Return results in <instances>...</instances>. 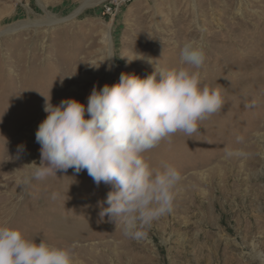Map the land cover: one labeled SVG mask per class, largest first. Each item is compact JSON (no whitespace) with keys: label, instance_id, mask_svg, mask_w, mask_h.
<instances>
[{"label":"rangeland","instance_id":"374dc122","mask_svg":"<svg viewBox=\"0 0 264 264\" xmlns=\"http://www.w3.org/2000/svg\"><path fill=\"white\" fill-rule=\"evenodd\" d=\"M87 1L0 0V225L69 246L72 264H225L223 255L263 264L253 244L264 258V0ZM16 23L25 24L7 30ZM188 39L203 41L194 71L224 106L191 136L177 132L144 153L152 167L181 174L171 212L145 235L132 239L100 220L98 201L112 186H97L86 170L23 183L41 162L43 95L86 106L94 85L150 74L148 57L178 66ZM216 242L219 259H210Z\"/></svg>","mask_w":264,"mask_h":264},{"label":"clouds","instance_id":"9594fccd","mask_svg":"<svg viewBox=\"0 0 264 264\" xmlns=\"http://www.w3.org/2000/svg\"><path fill=\"white\" fill-rule=\"evenodd\" d=\"M134 59L145 57L128 58L129 63ZM146 59L153 68L150 74L122 72L115 84L102 89L94 85L86 106L75 98L54 105L40 92L47 113L36 131L41 162L23 181L69 168L86 170L97 186H112L106 200L98 201L100 220L107 217L132 239L141 238L145 228L171 212L181 180L173 165L154 168L144 153L177 132L191 136L224 106L221 92L202 83L194 71L205 61L202 40L183 42L178 66ZM23 150L18 146V153ZM0 264H72V251L67 245L37 243L5 221L0 225Z\"/></svg>","mask_w":264,"mask_h":264},{"label":"bare ground","instance_id":"6f19581e","mask_svg":"<svg viewBox=\"0 0 264 264\" xmlns=\"http://www.w3.org/2000/svg\"><path fill=\"white\" fill-rule=\"evenodd\" d=\"M103 1H106V0H88L86 2V5L87 4H93V3H99V2H103ZM89 4V5H90ZM79 12V9L77 10V12H75V14H71L70 16H74L76 15L77 13ZM69 16V18H70ZM68 18V17H67ZM60 19H58L57 17L55 19H51L49 22H55V21H58ZM25 23H16L15 25H13L12 27L8 28L7 30H10L14 27H17V26H21V25H24ZM109 27V26H108ZM107 40H109L110 42V45H111V35H110V32H108L107 34V37H106ZM184 244V243H183ZM195 245V244H194ZM221 245L222 243L221 242H216V243H212V247L209 248V252H210V256L209 258L210 259H219V257H213V255H217L216 252L218 253V250L221 248ZM184 246V245H183ZM191 246V245H190ZM259 244L257 242H254L253 244V255L258 259V260H261L264 259L263 256L261 255V252L259 251ZM262 246L264 247V242L262 243ZM228 245L225 246V249H224V252L226 254V251L228 249ZM261 247V246H260ZM264 249V248H263ZM204 251V250H203ZM223 255V254H222ZM122 256V255H121ZM224 257V262L225 264H239V262L237 261V259L235 260L233 257H229V256H226V255H223ZM222 257V256H221ZM206 260V259H205ZM204 260V261H205ZM119 262V261H118ZM208 262V261H207ZM241 264V263H240ZM264 264V263H263Z\"/></svg>","mask_w":264,"mask_h":264}]
</instances>
